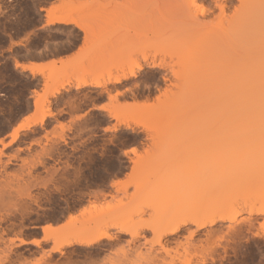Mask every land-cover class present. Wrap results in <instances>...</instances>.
<instances>
[{
    "label": "rangeland",
    "instance_id": "obj_1",
    "mask_svg": "<svg viewBox=\"0 0 264 264\" xmlns=\"http://www.w3.org/2000/svg\"><path fill=\"white\" fill-rule=\"evenodd\" d=\"M51 1L0 0V209L9 210L2 227L14 224L0 233V264H116L125 252V264H264V213H255L264 207V102L259 109L255 102L264 99V0H93L54 8L84 29L87 43L80 64L53 68L38 93L40 78L15 66L26 53L13 50L15 41H29L33 54L44 40L69 36L71 46L78 39L71 29L36 35ZM136 64L144 69L134 77L108 82ZM79 76L103 85L75 89ZM103 102L107 113L93 110ZM43 111L49 116L41 125L10 142L18 123ZM196 198L217 202L203 218L234 208L239 214L192 239L188 225L161 246L147 229L138 248L128 246L129 235L87 251L63 246L62 254L51 250L53 239L42 241L46 225L58 239L117 236L113 225L163 229L164 218ZM167 208L163 220L152 217ZM19 238L39 244L17 247Z\"/></svg>",
    "mask_w": 264,
    "mask_h": 264
},
{
    "label": "bare ground",
    "instance_id": "obj_2",
    "mask_svg": "<svg viewBox=\"0 0 264 264\" xmlns=\"http://www.w3.org/2000/svg\"><path fill=\"white\" fill-rule=\"evenodd\" d=\"M44 12L46 13V21H45V23H46L47 26H51V25H55V24H61V25L75 24V22L72 19H68L66 16H57L55 14V10L54 9L44 10ZM82 31L84 32V29ZM86 34L87 33L85 32V35ZM262 38L264 39V35H262ZM259 49L262 50V49H264V47H259ZM151 64H153V62H151ZM227 65H228V63L226 62L224 66H227ZM259 65H260V63L257 64V67ZM15 66L18 69H20L21 71H26L27 70V68L24 65H22V64L16 63ZM147 66H150V65H147ZM247 67L248 66H246V69H247ZM52 69L53 68H51V70ZM143 69H144V66L142 64H136V66L131 68L129 70V73H127L126 75L121 76V77L118 76V77L108 78L107 80L110 83H119V82H121L123 80H126V79H129L131 77H134L136 74L139 73V71H141ZM244 72L246 74V71H244ZM244 72H242V73H244ZM31 73H33L32 70H31ZM74 83H75L74 87L76 89H79V88H81L83 86H90V87L98 88V87H101L103 85V83L100 82V78L99 77H94V76L93 77H89V78H85L83 76H79V77H77L75 79ZM60 90H65V89H64V87L53 89V90L49 91V96L53 97V98L56 97V95H58L60 93ZM261 96H263V97L262 98L260 97V98L263 99L264 95H261ZM255 102H258L257 105L260 104L259 106H257L256 103H255L256 107H258V109H259V108L262 107L261 104L264 102V99L263 100L259 99L258 101H255ZM259 102H261V103H259ZM239 103H242V101L239 102ZM252 105H254V104H252ZM136 106H139L141 108L143 105H136ZM253 107H254L253 108V110H254L255 106H253ZM263 108H264V104H263ZM100 109L101 110H106V107L102 106V107H100ZM48 116L49 115L45 111H43L40 114L35 112L30 117L24 118L22 122H20V123H18L16 125L17 127H15V130H13V132L11 134L10 142L15 140V138L17 137L18 132L24 131V130H28L30 127H32L34 125H41L43 120L46 117H48ZM122 128L130 129V127H129V125L127 123L122 124ZM131 152L133 154L135 153L133 150ZM216 205H217V202L215 204V201H208L207 202V201H205V199H204V201H199L196 198V199L191 200L188 205H186V203L182 204L183 207L181 206V208H178L180 210H177L175 213L171 214V216L169 218H166V219L164 218V220H163V217L169 215L171 213V209L172 208H170V209L167 208V209H164V210L163 209H161V210L153 209L152 210V212H153V214H152L153 216L152 217H154L155 219H162L163 220L162 221L163 224L167 225L165 228L160 229V225L158 223L157 224H153L151 226H144V225L143 226H138V227H136V229L135 228L128 229L125 226L113 225L111 227V229H115L117 231V233H118L117 236H111L109 234H105V233L103 234L102 233V234H98V235L92 234V235H90L88 237H85L84 239L80 235L71 236L69 238L58 239L57 235H56L57 228H55L54 226L52 227L50 225L49 226L46 225V226L41 228L42 232H43L42 241H45V240L47 241L48 239H53L54 240L53 249H51V250L54 251V252H59L60 254H62L60 249L63 246L76 245L78 247H81L82 249L85 248L86 249L85 251H87V249L93 248L95 246L98 247V245H103L105 247H108L115 240L119 241L120 238H121V235H129L130 237H129V240L127 241L128 246L129 247L132 246L134 248L135 247L138 248V247L142 246V245L138 244L139 241L137 242V239L138 238L139 239L140 238L143 239V237H141V234H140L143 229H147V231L151 232V234L153 236H155V239L153 240V242L150 241V242L154 243L153 245H155V244L160 245V242L163 239H166L168 236L178 234L179 232L182 231V229L184 227H186L188 225H192L193 226V230L190 231L188 233V236H187L188 239H192L193 236H195L199 231H201V229H204V228H206L208 226H211L215 222H222V221H225V220L231 221L239 214L238 209L236 210L234 207H231L232 210L234 208V211L231 212L230 215H228L227 213H225L223 211L222 213L219 212L214 217L203 218V216L206 215L207 213H209ZM141 207L144 208L143 206H141ZM141 207L139 209L142 210ZM148 208L149 207H147L146 209H148ZM150 208H152V207H150ZM4 209H5V207H4ZM139 209H138V211H139ZM27 210H29V208L28 207H24L21 212H26ZM7 211H9V210H6V212ZM6 212L4 210V212L2 214V208L0 209V233H1V235H4L5 233H8V232L12 231L13 227H14V224H12V223H10L9 228H7V227L3 228L2 227L3 225L5 226V224H7V222H8L7 219H6L7 217L3 216V215H5ZM141 212H143V211H141ZM132 213H133V211L131 212V214ZM135 213H136V210H135V212L133 214H135ZM250 213H251V211H250ZM255 213H261V214L264 213V207L259 208V210H256ZM131 214H129L128 216H130ZM7 216H8V214H7ZM186 216L191 217V219L183 220L182 222H179L182 217H186ZM126 219H129V218L127 217ZM69 220H70V218H69ZM9 221H10V219H9ZM206 235L210 236V232L208 231ZM15 240L18 242L17 245H16L17 247L27 246V245H38L39 244L38 240H29V241H27V240L20 239V238L19 239H15ZM15 240L11 239L10 242H13ZM145 241H146V243L149 242L147 240H145ZM167 241L168 240H165L164 243H167ZM142 244H144V243H142ZM134 248H132V249H134ZM161 249L166 252V248L164 249V247H161ZM89 254H91V253H89ZM93 254L98 256L99 252H94ZM128 257H129V254L127 252L121 254V256L117 259V263L116 264H125L128 261ZM181 264H192V263L190 262V260H184Z\"/></svg>",
    "mask_w": 264,
    "mask_h": 264
},
{
    "label": "crops",
    "instance_id": "obj_3",
    "mask_svg": "<svg viewBox=\"0 0 264 264\" xmlns=\"http://www.w3.org/2000/svg\"><path fill=\"white\" fill-rule=\"evenodd\" d=\"M92 1L93 0H53L47 6H45L44 9L46 10L54 9V8H58L63 5L72 4V3L86 4ZM41 15L43 17V24L41 26V29L36 33L37 36H40L41 34L45 32L49 36L50 35L55 36L57 32L56 31L53 32V30L71 29L77 32L78 39L76 43L72 44L71 46L68 45L69 36H65L64 40H57L56 38L55 40L54 39L44 40L42 44L43 48L33 54L27 52V51H30V48H31V43L29 41H23V40L15 41L13 50L24 49L26 51V53L22 55V58L16 61L17 63L24 65L27 68V70L26 71H21L19 69L18 70L24 74H27L28 76L40 78L41 84H40L39 90L37 91L38 93H41L44 88L45 76L52 73L51 68L61 69L66 66L75 67L78 64H80V61L82 59L83 52L85 49V45L87 43L85 32L80 30L75 25L55 24L51 26H46L45 25L46 14L43 12L41 13ZM44 46L46 49L44 48ZM31 70L33 73H31ZM35 99H36V95L32 94L31 95L32 105H34ZM106 105H107V102L97 104L95 106V109L93 110L98 111V112L107 113L106 110L100 109V107L106 106Z\"/></svg>",
    "mask_w": 264,
    "mask_h": 264
}]
</instances>
